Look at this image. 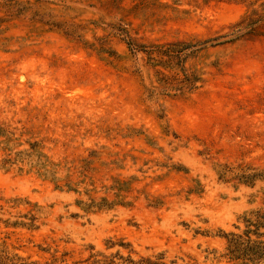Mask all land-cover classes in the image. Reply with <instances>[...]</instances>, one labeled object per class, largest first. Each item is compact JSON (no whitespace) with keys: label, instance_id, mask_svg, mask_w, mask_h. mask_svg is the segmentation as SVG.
I'll return each instance as SVG.
<instances>
[{"label":"rangeland","instance_id":"rangeland-1","mask_svg":"<svg viewBox=\"0 0 264 264\" xmlns=\"http://www.w3.org/2000/svg\"><path fill=\"white\" fill-rule=\"evenodd\" d=\"M129 38L217 41L180 94ZM258 212L264 0H0V264H264Z\"/></svg>","mask_w":264,"mask_h":264},{"label":"trees","instance_id":"trees-1","mask_svg":"<svg viewBox=\"0 0 264 264\" xmlns=\"http://www.w3.org/2000/svg\"><path fill=\"white\" fill-rule=\"evenodd\" d=\"M211 41H217L215 38L212 40H207L205 42H201V44L199 46L197 45H193V44H180V48H176V46H178V44L176 43H172L169 44L164 50H161L159 48H150L148 50H146L144 47V45H139L138 43L135 42L134 39L129 38L128 40V44L130 46V48L132 50H143V51H150L149 53H152L156 50H158L162 55H165L169 61H165L164 65L166 67H169L171 69L180 67L181 70L184 71V78H182L179 81V84L177 85H172L171 87H174L175 90L177 92H179L180 94H183L186 91H190L194 88H196V84L199 81L200 78L198 77H193L192 75L188 74L186 72V69L184 68V57L187 56L190 52L195 51V50H200L203 47H206L204 45L208 44ZM224 42L227 41H218L215 44H222ZM214 44V45H215ZM196 47V48H195ZM172 58H177V61L171 60ZM161 80V79H160ZM247 230H246V234L247 236H249V234L253 233H257L259 236L264 235V232H259V230L261 228H264V212H258L257 214V218L255 220H248V226H247ZM257 230V231H256ZM250 242V241H248ZM230 244L232 246L231 252L234 253L236 251L239 252H243L245 254H247L248 250H255L256 253H258L259 257H263L264 256V242L261 241L260 245H258V248L255 249L254 247L248 246V247H244L242 248V246L244 245V241H242V235H238V234H231V238H230ZM127 264H154L153 262H151L149 259H142L140 261H135L133 259H127L126 260Z\"/></svg>","mask_w":264,"mask_h":264}]
</instances>
